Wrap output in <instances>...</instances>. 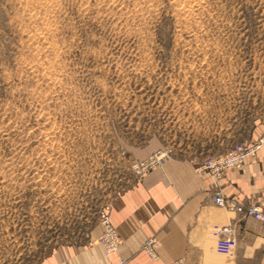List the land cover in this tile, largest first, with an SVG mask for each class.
<instances>
[{
	"label": "rangeland",
	"instance_id": "rangeland-1",
	"mask_svg": "<svg viewBox=\"0 0 264 264\" xmlns=\"http://www.w3.org/2000/svg\"><path fill=\"white\" fill-rule=\"evenodd\" d=\"M261 126L264 0H0V264L87 242L162 157L209 167Z\"/></svg>",
	"mask_w": 264,
	"mask_h": 264
},
{
	"label": "crops",
	"instance_id": "crops-1",
	"mask_svg": "<svg viewBox=\"0 0 264 264\" xmlns=\"http://www.w3.org/2000/svg\"><path fill=\"white\" fill-rule=\"evenodd\" d=\"M264 136L256 128L249 142ZM220 192L246 205L264 203V145L239 168L217 171L166 155L116 196L108 211L120 244L107 251L96 227L87 242L59 246L35 264H264V230L215 204ZM232 227L230 242L218 231ZM153 239L155 257L145 252Z\"/></svg>",
	"mask_w": 264,
	"mask_h": 264
},
{
	"label": "built area",
	"instance_id": "built-area-1",
	"mask_svg": "<svg viewBox=\"0 0 264 264\" xmlns=\"http://www.w3.org/2000/svg\"><path fill=\"white\" fill-rule=\"evenodd\" d=\"M263 145L264 136H260L251 142L245 143L244 145L230 150L229 153L215 161L213 164L215 165L216 170L219 172L227 168H239ZM213 200L217 206L224 207L238 214L240 217L252 218L258 221L264 230V203L246 205L242 202L235 201L234 199H226L219 191L215 193ZM101 223L104 230L99 237L100 243H102L107 251L116 250L120 244V240L116 230L110 224L107 212L102 214ZM218 234L226 242H230L232 236V227L230 225H226L218 231ZM153 242L154 240L151 239L145 245V252L152 258L155 257L154 251L152 249Z\"/></svg>",
	"mask_w": 264,
	"mask_h": 264
}]
</instances>
